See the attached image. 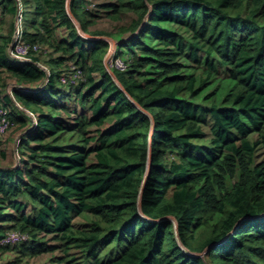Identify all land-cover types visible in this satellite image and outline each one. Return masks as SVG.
Instances as JSON below:
<instances>
[{
  "label": "trees",
  "instance_id": "obj_1",
  "mask_svg": "<svg viewBox=\"0 0 264 264\" xmlns=\"http://www.w3.org/2000/svg\"><path fill=\"white\" fill-rule=\"evenodd\" d=\"M91 4L0 0V81L34 114L9 110L31 130L0 164V264H264V0ZM130 13L111 67L86 35Z\"/></svg>",
  "mask_w": 264,
  "mask_h": 264
},
{
  "label": "rangeland",
  "instance_id": "obj_2",
  "mask_svg": "<svg viewBox=\"0 0 264 264\" xmlns=\"http://www.w3.org/2000/svg\"><path fill=\"white\" fill-rule=\"evenodd\" d=\"M106 0H91V7H95L97 3H104ZM94 10H97L94 8ZM132 14H128L125 16L123 20H115L107 15H103L100 17L97 21V24L93 27H91V31H102L104 34H99L97 36H91L87 34L86 36L90 37H99V38H105L110 41L109 48L107 49L105 55L107 53L112 52L115 50V48L118 45V40L122 36L128 34V31H122L121 26L122 25H128L130 24ZM16 13L10 15L9 13L5 14L2 11H0V34L2 36H8L10 34V30L12 28V24L16 23ZM18 27H20V24H17ZM1 35H0V42H1ZM10 46V45H9ZM8 48L10 49V47ZM11 50V49H10ZM51 57L50 53H43V56L41 57L43 62H40L43 67L49 68L48 63L46 62ZM116 61V60H115ZM113 61V63H115ZM52 64V62H51ZM23 88H27L26 86H23V84H19L18 80L14 78L13 76L4 73L2 75V80L0 81V92L3 98H1V101L3 104L13 113L20 114V110H24L28 113L27 117H32V111L31 109L25 105L21 100H19L16 97L15 91L16 90H22ZM6 94L10 95L11 100L6 99ZM30 128H23L19 125H13V128L9 130L7 133L0 135V164L1 165H15L18 166L20 164V154L18 153V146L19 143H21L22 136L27 133V130ZM3 151H6V156L3 157ZM260 155L259 158L262 157V149L258 150ZM46 258L36 260L35 262L37 264H42L45 262Z\"/></svg>",
  "mask_w": 264,
  "mask_h": 264
},
{
  "label": "built area",
  "instance_id": "obj_3",
  "mask_svg": "<svg viewBox=\"0 0 264 264\" xmlns=\"http://www.w3.org/2000/svg\"><path fill=\"white\" fill-rule=\"evenodd\" d=\"M13 52L16 56L19 57H27L30 55L31 52L39 51L40 45L39 44H31L26 43L20 34H16L13 42ZM108 60L113 59V53L108 55ZM112 65L120 69L126 68V65L123 60L117 59L115 63L111 62ZM13 122L11 121L10 117L8 116V109L3 107L1 103V92H0V135L7 133L12 128ZM13 239L18 238V235L14 234L11 236Z\"/></svg>",
  "mask_w": 264,
  "mask_h": 264
},
{
  "label": "clouds",
  "instance_id": "obj_4",
  "mask_svg": "<svg viewBox=\"0 0 264 264\" xmlns=\"http://www.w3.org/2000/svg\"><path fill=\"white\" fill-rule=\"evenodd\" d=\"M16 34H19V32H16L15 35H16ZM15 35H14V37H15ZM12 47H13V45H11V47H10V49H11L10 52H11L15 57H18V58H21V59H26V58H28V56H27V57H19V56H16V55L14 54V52H13V48H12ZM115 52H116V48H115V50H113L112 52H109V53H107V55H105V61H106V63L109 64L111 67L115 66V65H112V64H111L112 61H115V60H117V59H121V60H123L121 57L115 58ZM111 53H113V59L110 61V60H108L107 57H108V55L111 54ZM115 67H116V66H115ZM27 90H31V89H30V88H23V89H22V91H24V92L27 91ZM1 98H3L2 95H1ZM1 103H2L3 107H5L6 109H8V108L3 104L2 101H1ZM23 111H24V110H23ZM26 113H27V112H26ZM27 114H28V113H27ZM33 115H34V114L32 113V117H33ZM8 116H9V109H8ZM10 119H11V118H10ZM13 125H14V123H13ZM13 125H12V128H13ZM12 128H11V129H12ZM11 129H10V130H11ZM26 129H27V128H26ZM30 130H31V128L28 129L27 132H29ZM25 134H26V133H25ZM25 134H24V135H25Z\"/></svg>",
  "mask_w": 264,
  "mask_h": 264
},
{
  "label": "crops",
  "instance_id": "obj_5",
  "mask_svg": "<svg viewBox=\"0 0 264 264\" xmlns=\"http://www.w3.org/2000/svg\"><path fill=\"white\" fill-rule=\"evenodd\" d=\"M20 113H22V111L20 110Z\"/></svg>",
  "mask_w": 264,
  "mask_h": 264
}]
</instances>
